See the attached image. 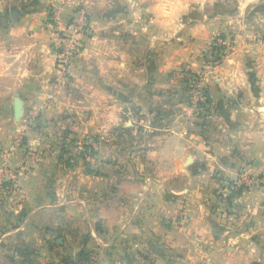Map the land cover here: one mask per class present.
Returning a JSON list of instances; mask_svg holds the SVG:
<instances>
[{"label":"crops","instance_id":"crops-1","mask_svg":"<svg viewBox=\"0 0 264 264\" xmlns=\"http://www.w3.org/2000/svg\"><path fill=\"white\" fill-rule=\"evenodd\" d=\"M61 1L0 0V170L21 187L0 198V264H264V183L239 181L264 178V0H78L91 31L53 96ZM218 37L196 114L186 72Z\"/></svg>","mask_w":264,"mask_h":264},{"label":"built area","instance_id":"built-area-1","mask_svg":"<svg viewBox=\"0 0 264 264\" xmlns=\"http://www.w3.org/2000/svg\"><path fill=\"white\" fill-rule=\"evenodd\" d=\"M62 7H58L50 12V28L56 51V72L57 76L52 82V94L55 95L57 89L68 84L72 77V66L75 58L83 49L84 40L91 31L90 15L85 6L78 0H62ZM63 7L70 10L69 17L63 16ZM264 43V37L261 38ZM230 47L223 38H215L212 49L205 55V69L200 73L186 72L187 96L191 109L196 114L208 115L211 111V103L207 91V77L213 69L219 66L226 56V50ZM37 112L33 111L29 115V120L36 119ZM22 142V135L17 137L16 144ZM80 146L83 142L79 143ZM80 148V147H79ZM93 157V155H92ZM92 157H88L91 159ZM24 170V169H23ZM240 183L251 187L261 182L264 178H252L243 174ZM20 171L5 166L0 170V198L3 199L8 194L20 191Z\"/></svg>","mask_w":264,"mask_h":264},{"label":"rangeland","instance_id":"rangeland-1","mask_svg":"<svg viewBox=\"0 0 264 264\" xmlns=\"http://www.w3.org/2000/svg\"><path fill=\"white\" fill-rule=\"evenodd\" d=\"M264 37V36H263ZM187 100H188V97H187ZM25 137H26V133H23V135H22V142L19 144V146H21V147H24V146H26L25 145ZM94 140V141H93ZM93 140H89L88 138H83V139H75L74 140V146L75 147H78V149L79 150H81V152H82V156H83V158L85 159V161H88V157L90 156V157H92V154L93 153H95V150H92L91 149V146H93V145H95V142L97 141V143H100L101 144V142L98 140V139H93ZM81 142H83V144L80 146V144L79 143H81ZM73 143V140L70 142V144H72ZM86 146H88V147H86ZM80 147V148H79ZM107 148V147H106ZM65 150H66V148H65ZM72 150H70V152H71ZM76 151V150H75ZM116 151V153L118 154V155H116L115 156V161H118V160H120V157L121 156H119V154H120V152L121 151H124L123 153H125V152H128L129 154L127 155V157H129V158H125V160L126 161H129L130 163H133V162H137V160L136 159H138L136 156H133V155H131L130 153L132 152V151H135V150H115ZM93 156H94V154H93ZM255 187H260L261 186V182L260 183H258V184H255L254 185ZM254 186H252V187H254Z\"/></svg>","mask_w":264,"mask_h":264},{"label":"water","instance_id":"water-1","mask_svg":"<svg viewBox=\"0 0 264 264\" xmlns=\"http://www.w3.org/2000/svg\"><path fill=\"white\" fill-rule=\"evenodd\" d=\"M15 107H16V113L18 115H20L21 114V104H20V101H16Z\"/></svg>","mask_w":264,"mask_h":264},{"label":"trees","instance_id":"trees-1","mask_svg":"<svg viewBox=\"0 0 264 264\" xmlns=\"http://www.w3.org/2000/svg\"><path fill=\"white\" fill-rule=\"evenodd\" d=\"M187 82H188V80H187ZM210 100V99H209Z\"/></svg>","mask_w":264,"mask_h":264}]
</instances>
